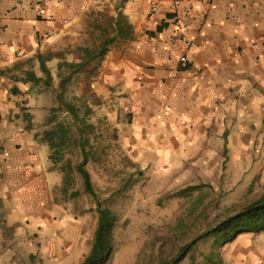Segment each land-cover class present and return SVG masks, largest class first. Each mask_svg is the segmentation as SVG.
Here are the masks:
<instances>
[{
  "label": "crops",
  "instance_id": "obj_1",
  "mask_svg": "<svg viewBox=\"0 0 264 264\" xmlns=\"http://www.w3.org/2000/svg\"><path fill=\"white\" fill-rule=\"evenodd\" d=\"M122 1L114 0L108 19ZM103 2L0 0L1 264L48 261L49 250L61 257L63 248L76 244L68 238L76 235L68 231L67 214L55 203L54 190L62 186L64 174L50 160L42 137L47 127H42L54 107L58 75H69V64L85 61L82 46H69L82 34L83 19L102 11ZM182 3L192 12L185 30L171 23L169 8L150 18L147 0H129L120 11L134 28L133 38L117 41L102 62L74 74L70 85V94L87 101L98 117L110 116L121 138L137 140L142 153L154 148L160 155L184 156L187 140L259 137V127L252 132L251 126L245 137L242 129L228 134L226 124L242 117L244 108L264 110V0ZM36 5L41 16L32 9ZM39 55L53 57L47 62L56 77L51 87L29 81L31 73L46 78ZM183 56L188 68L180 66ZM247 117L264 122L253 113ZM150 139L155 146L145 145ZM228 261L264 264V233L238 246Z\"/></svg>",
  "mask_w": 264,
  "mask_h": 264
},
{
  "label": "rangeland",
  "instance_id": "obj_2",
  "mask_svg": "<svg viewBox=\"0 0 264 264\" xmlns=\"http://www.w3.org/2000/svg\"><path fill=\"white\" fill-rule=\"evenodd\" d=\"M113 2L104 0L102 11L88 13L79 26L82 34L74 37L69 48L96 44L101 37L99 27L106 26L107 12L112 10ZM52 105L57 106L55 94ZM51 109L42 130L44 127L52 129L53 125L49 126L47 120L53 115L58 122L71 121L68 115L53 114ZM243 110L242 117L234 116L226 124L228 134H233L232 129H235L233 135L236 136L242 129L241 136L247 137L252 126V132L259 127V137L201 140L197 144L187 140L185 149L189 153L184 156L160 155L154 148H145L144 154L136 145L137 140L121 138L110 116L100 114L98 117L95 112L91 123L98 129L91 137L93 148L86 169L91 174L97 199L104 207L112 209L117 218L110 264H162V260L175 254L180 247L191 244L262 196L264 137L261 131H264V122L248 121L247 115L253 113L262 121L264 110L254 107ZM73 131L79 137L75 128ZM149 143L156 145L152 139L145 145ZM210 148L217 154H208ZM82 160L80 144L72 142L63 149L57 167L68 163L75 167ZM68 174L67 169L65 175ZM71 177L73 187L69 192L56 189L54 198L60 210L67 214L68 231L76 235H68V238H75L76 244L67 250L63 248L61 257L49 250L48 261L44 257L33 264H83L90 253L98 223L97 203L85 193L80 174L74 172ZM252 236L256 238L254 234L244 233L221 248L224 262L229 264L236 248L249 245L254 239ZM214 237L207 235L194 244L182 264H189L191 257L197 264H208L205 256L212 251Z\"/></svg>",
  "mask_w": 264,
  "mask_h": 264
},
{
  "label": "trees",
  "instance_id": "obj_3",
  "mask_svg": "<svg viewBox=\"0 0 264 264\" xmlns=\"http://www.w3.org/2000/svg\"><path fill=\"white\" fill-rule=\"evenodd\" d=\"M129 0H123L117 6V14L109 17L106 26L100 27L101 37L97 40L96 44L92 47H80L79 52H82L85 56V61L79 64H69V75H58L60 77L59 87L56 90L57 106L51 109L53 114L62 113L70 117V122H58L55 115L47 120V123L53 125L52 129L46 130L43 133V141L48 143L51 154L50 160L52 161L54 168L60 170L64 174L62 186L60 187L62 192H69V188L73 187V180L71 173L77 172L83 179L84 191L86 194L91 195L97 203L98 211V223L94 236V241L90 253L85 258L83 264H110L111 255L113 251V244L115 239V230L117 224V218L115 213L107 206L97 199V193L92 181L90 172L86 169L87 164L91 156V137L94 132L97 131L98 126L91 123L93 116L95 115L94 109L89 103L74 94H70V85L72 83L74 74L81 71L84 67L90 63L96 61L102 62L111 50V47L117 41L131 40L134 36V28L129 22L127 16L120 11V9ZM53 57L50 55H39L38 61L40 63V70L46 77H38L35 73L29 74L28 78L30 82L36 85L44 83L47 87H51L54 82V75L47 66V62ZM67 72H69L67 70ZM76 129L79 137L73 131ZM77 142L82 148L83 160L72 167V164L68 163L65 166L57 167L62 159L63 149L69 143ZM70 171V175H65L66 170ZM264 193L262 196L244 208L240 213L233 217H229L225 221L219 224L210 235H214L213 248L210 254L205 256L208 264H224V260L220 253L221 248L225 245L233 242L244 233L263 234L264 233ZM190 245L186 244L180 247L177 252L172 253L169 258L162 260V264H171L180 254H182L186 248ZM163 251V250H162ZM163 253V252H161ZM188 253L183 256L176 264H182V261L186 258ZM189 264H197L196 259L191 257Z\"/></svg>",
  "mask_w": 264,
  "mask_h": 264
},
{
  "label": "built area",
  "instance_id": "obj_4",
  "mask_svg": "<svg viewBox=\"0 0 264 264\" xmlns=\"http://www.w3.org/2000/svg\"><path fill=\"white\" fill-rule=\"evenodd\" d=\"M149 17H154L160 14V12L169 8L170 21L179 30H185L188 27L190 18L192 17V12L183 6L182 0H147ZM27 5L23 4V8ZM36 15H42V8L40 5H36L33 8ZM52 20L55 17H51ZM64 24H68V20L63 21ZM180 66L183 68H188L189 61L187 57L183 56L180 58Z\"/></svg>",
  "mask_w": 264,
  "mask_h": 264
},
{
  "label": "water",
  "instance_id": "obj_5",
  "mask_svg": "<svg viewBox=\"0 0 264 264\" xmlns=\"http://www.w3.org/2000/svg\"><path fill=\"white\" fill-rule=\"evenodd\" d=\"M264 205V204H263ZM219 227V225L217 226ZM217 227L213 228L212 230L206 232L205 234H203L202 236H200L199 238H197L196 240H194L187 248L186 250L180 254L171 264H176L183 256H185L187 254V252L190 250V248L196 244L199 240H201L202 238H204L205 236L209 235L211 232H213Z\"/></svg>",
  "mask_w": 264,
  "mask_h": 264
}]
</instances>
